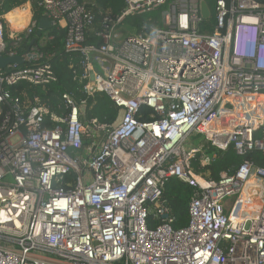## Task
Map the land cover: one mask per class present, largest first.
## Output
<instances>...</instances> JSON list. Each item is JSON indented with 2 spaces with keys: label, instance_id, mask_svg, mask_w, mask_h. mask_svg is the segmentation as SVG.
Returning a JSON list of instances; mask_svg holds the SVG:
<instances>
[{
  "label": "built area",
  "instance_id": "obj_1",
  "mask_svg": "<svg viewBox=\"0 0 264 264\" xmlns=\"http://www.w3.org/2000/svg\"><path fill=\"white\" fill-rule=\"evenodd\" d=\"M34 2L64 30V52L81 57L85 96L103 94L124 115L115 129L86 119L66 93L63 115L38 97L22 104L10 87L57 82L54 55L40 51L50 37L19 50L38 23L11 35L0 22V57L23 60L0 70V264H264V169L245 162L203 178L192 162L205 149L188 145L196 135L214 150L264 152V4L123 0L95 45L87 3ZM154 11L159 27L125 25ZM142 106L155 119L139 121ZM170 178L195 188L178 230L162 201Z\"/></svg>",
  "mask_w": 264,
  "mask_h": 264
},
{
  "label": "trees",
  "instance_id": "obj_2",
  "mask_svg": "<svg viewBox=\"0 0 264 264\" xmlns=\"http://www.w3.org/2000/svg\"><path fill=\"white\" fill-rule=\"evenodd\" d=\"M80 3H87L86 7L92 9L95 17L92 30L87 35L88 44H97L95 32L100 29L102 17L105 14H118L123 8V0H77ZM213 0H209V3ZM264 4V0H257ZM32 2L34 10L33 21L38 23L42 19V11L38 9L34 0H2L0 1V22L8 27L9 34L21 31L25 26L24 23L12 28L10 27L8 19L11 23L22 21L20 18L25 4ZM93 3L94 7H91ZM18 8V9H16ZM15 9V10H14ZM13 10V11H12ZM10 12V13H9ZM11 17H15L11 19ZM4 20H3V19ZM5 21V22H4ZM214 24V17L204 22L203 31L212 32ZM127 27H134L139 29L142 26L159 27L160 13L154 11L138 17L128 19L125 23ZM201 30V31H202ZM43 37V35H41ZM40 38H35V33L31 34L25 39L17 49L25 50L31 45L30 40L35 39L33 45H38ZM50 40L40 48V51L46 54H53L54 57L50 60L53 72L57 77V82L50 85L34 86L27 83H20L17 86L10 87L8 90L10 94L18 98L22 104L31 107L34 97H38L43 106H46L51 114L63 115L66 113V107L61 99V95L66 93L71 96L75 104L81 107L84 102V117L86 119H97L99 123L112 125L118 115V111L110 104L108 98L103 94H96L93 98H87L82 92L84 81L81 79V71L79 70V63L81 57L77 54H66L63 49L64 30L52 27L49 31ZM5 39L7 36L5 34ZM137 119L139 121H150L155 119L152 110L142 106L137 112ZM256 138H264V131H260L255 135ZM209 148V147H207ZM209 150L204 151L203 155H197L192 162L193 171L203 177L218 180L221 173L234 175L239 167L245 163H252L257 168L264 169V152L253 151L239 156L235 153L232 147L225 151L214 150L210 153ZM72 174L68 176L67 180L71 181ZM195 192V188L179 181L176 178H170L166 181L162 201L170 211V216L173 219L172 227L175 230L181 229L187 225L188 222V204Z\"/></svg>",
  "mask_w": 264,
  "mask_h": 264
},
{
  "label": "water",
  "instance_id": "obj_3",
  "mask_svg": "<svg viewBox=\"0 0 264 264\" xmlns=\"http://www.w3.org/2000/svg\"><path fill=\"white\" fill-rule=\"evenodd\" d=\"M201 17L203 19H208L210 17L209 15V10L207 8V5L205 2H202L201 4ZM52 28L51 23L46 20L45 18L41 19L38 23V27L35 31V38H40L42 35V32L45 29H50ZM35 39L31 42V45L34 43ZM23 64V60L20 57H0V70H4L8 65H17L21 66ZM124 112L123 110L118 111V115L116 117V120L112 124V128L115 129L122 121Z\"/></svg>",
  "mask_w": 264,
  "mask_h": 264
},
{
  "label": "crops",
  "instance_id": "obj_4",
  "mask_svg": "<svg viewBox=\"0 0 264 264\" xmlns=\"http://www.w3.org/2000/svg\"><path fill=\"white\" fill-rule=\"evenodd\" d=\"M26 5H28L29 7H25L24 9H26L27 8V11H28V17L26 18V19H23L22 21H18L17 23H11V21L8 19V16L6 17V19L9 21V24H10V27H12V28H14V27H16V26H18V25H20V24H22V23H24L25 25V27L21 30V31H18V32H15L14 34H17V33H20V32H22L27 26H28V24L31 22V21H33V13H34V10H33V7H32V2H28ZM16 9H18V8H16ZM15 10V9H14ZM13 11V10H12ZM10 13V12H9ZM41 16H42V19L43 18H45V17H43V15L41 14ZM3 19V18H2ZM4 20V19H3ZM5 22V21H4ZM39 23V22H38ZM5 25H6V28H7V31H8V27H7V24H6V22H5ZM38 27V26H37ZM51 29V28H50ZM50 29H45L43 32H42V35H44L45 34V36H43V37H41V39H40V41H44V40H46L47 38H49L48 36H49V31H50ZM14 34H12V35H14ZM34 39H31L30 40V43L33 41Z\"/></svg>",
  "mask_w": 264,
  "mask_h": 264
},
{
  "label": "rangeland",
  "instance_id": "obj_5",
  "mask_svg": "<svg viewBox=\"0 0 264 264\" xmlns=\"http://www.w3.org/2000/svg\"><path fill=\"white\" fill-rule=\"evenodd\" d=\"M26 7V6H25ZM45 36V34L43 35ZM188 145L190 146H198V145H203L205 151L209 150L210 149V153H213L214 152V149L210 148L208 145H206L204 143V139L202 136H191L189 139H188ZM209 147V148H207Z\"/></svg>",
  "mask_w": 264,
  "mask_h": 264
},
{
  "label": "bare ground",
  "instance_id": "obj_6",
  "mask_svg": "<svg viewBox=\"0 0 264 264\" xmlns=\"http://www.w3.org/2000/svg\"><path fill=\"white\" fill-rule=\"evenodd\" d=\"M26 7H29L28 5L25 4ZM28 17V11L27 8L22 10V14L20 15L21 19H26ZM15 17H11V19H14Z\"/></svg>",
  "mask_w": 264,
  "mask_h": 264
}]
</instances>
